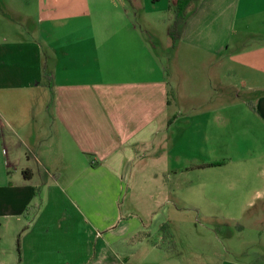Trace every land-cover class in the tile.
<instances>
[{
    "label": "crops",
    "instance_id": "1",
    "mask_svg": "<svg viewBox=\"0 0 264 264\" xmlns=\"http://www.w3.org/2000/svg\"><path fill=\"white\" fill-rule=\"evenodd\" d=\"M0 2L10 14H23L20 4L35 9L44 27L41 41L0 28V264H197V248L166 246L173 240L162 235L165 223L148 222L145 206L130 200L119 221L120 199L149 172L162 179L159 196L199 213H231L240 209L220 198H241L250 181L264 179V0L200 1L181 30L191 59L177 62L174 103L166 69L152 68L142 33L120 29L119 15L93 12L90 0ZM130 2L154 8L161 0ZM73 24L78 31L65 34L72 39L49 43V28ZM230 127L246 143L238 161L224 147L226 131L215 135ZM172 132L173 154L165 147ZM193 137L206 146L201 158ZM252 137L263 145L255 159ZM156 141L159 168L151 173L145 153ZM237 163L247 176L229 167Z\"/></svg>",
    "mask_w": 264,
    "mask_h": 264
},
{
    "label": "rangeland",
    "instance_id": "2",
    "mask_svg": "<svg viewBox=\"0 0 264 264\" xmlns=\"http://www.w3.org/2000/svg\"><path fill=\"white\" fill-rule=\"evenodd\" d=\"M140 2H143V0H140ZM171 4L172 0H161V2L155 5L156 7L154 8L150 2L146 5L144 4V7L141 8L139 5H132L130 0H101L94 2L93 0H90L93 12H99L101 14H117L119 15L118 27L120 29H125L127 26L131 28L133 26L142 33V39L150 48L149 55L152 68L157 69L164 67L166 69L168 83L172 87V90H170V98L172 103H174L176 81L177 78H179V76L176 77L175 74V69L178 67L177 62L181 60H190L191 51L184 46V43H182L180 30L176 31L175 36H171L175 22V16L170 12ZM25 7L28 8L25 9ZM18 8H23L25 12L23 14H10L7 12V4L0 2V28L7 31H13L15 34H12L16 39H36L41 41L42 35L40 34V30L44 29V27L38 25L35 9L33 10L29 6H23L21 4ZM77 29H79L77 24L65 28H56L53 29L54 31L49 28V31L53 34L51 35V38H49V43L54 47L62 46L65 41L72 39V36L66 37L65 34L74 30L78 31ZM234 39H236V36H234ZM255 40L257 39L250 37L245 41L248 45L252 46L255 44ZM43 44L46 48V44ZM199 55L206 56L205 54ZM206 59L210 60V57H207ZM217 59L218 58L216 57L214 60ZM189 82L190 79L187 84H189ZM238 86L240 87V84H238ZM214 87L215 86H213V90L210 88V91L214 94V101L212 98L211 104L218 106L220 105V102L217 100V90H214ZM225 95H227L226 100L229 98V95H232V99H234L236 91L235 89H232L230 94L225 93ZM240 96L243 97L244 94L242 93ZM172 110H174V106H172ZM231 122L234 124L235 120L232 118ZM213 126L217 125L212 124V127ZM223 131H226V133H222ZM221 133L229 135L225 139L227 140V142H225L227 144H225L224 147L229 149L230 154L234 156L232 157V161H238L237 158L240 157L238 156V153L241 155L243 152L242 147L246 145L244 139L240 137L238 131L231 130V127L226 130L221 129L220 132L216 129V139L220 138ZM170 136H173V132L167 134L165 147L167 151L170 150L173 154L174 148L173 142L171 143L169 140ZM188 139L191 140V136L183 137V141H187ZM193 140L197 148L196 152H199L200 154L203 149H206V146L202 144V139L200 137L198 139L193 137ZM248 142L251 147L249 151L252 153V159H255L259 155V150H263V145L258 139H254L253 137L250 138V141ZM188 147L189 146L184 142L182 149H184L185 156L189 155V150H187ZM147 148L149 149L146 150L148 152L145 153V162L148 164L145 167L151 170L152 173L159 168V143L156 141ZM176 151L180 152V147H178ZM193 155H195L194 146ZM199 156L201 158L202 155L200 154ZM244 161L240 162L243 163ZM241 163L229 167L233 168L235 173L243 175L244 177L248 174L245 165ZM138 167L139 165L137 164L132 165V169L134 170ZM226 173L227 171L222 172V174ZM145 174L147 175L132 179L128 182L129 193L128 195L125 193L122 200L120 199L119 221L125 216L126 210H128L127 204L131 200L136 207L141 205L142 207L145 206L144 215L148 218V222L156 224L163 221V223H165V229L161 230L162 235L164 237H170L173 240H170L171 244H167V247H176V245H174L175 242L177 246L182 244L187 248H197L199 254L197 264H206V262L209 264H264V179L250 181L248 193H245L241 198H220L221 200L225 199L227 201L235 202L232 203V205L240 209L237 212H216L205 214L189 210L180 198L159 196V191L165 189L164 186H162V179L160 180L158 174H155V176H149V172H146ZM196 183H198V187L205 184L204 180H198ZM169 184L166 189L172 190L173 186H170ZM191 185V183L185 181L184 185L181 186L183 188L182 190H190ZM257 193H260L261 195L257 196ZM168 199L179 203L183 210L179 213L174 212L172 205L166 203ZM147 201L149 205L144 204ZM222 206L227 207L228 205ZM148 208L149 210L151 209L150 212H148ZM159 237L160 235L157 232L154 233L153 241L159 243ZM154 262H127V260H120L119 264H158L156 263L157 261ZM89 263L90 262L88 261L87 264ZM183 264H185V262H183Z\"/></svg>",
    "mask_w": 264,
    "mask_h": 264
},
{
    "label": "trees",
    "instance_id": "3",
    "mask_svg": "<svg viewBox=\"0 0 264 264\" xmlns=\"http://www.w3.org/2000/svg\"><path fill=\"white\" fill-rule=\"evenodd\" d=\"M200 1L201 0H175L170 8L175 16V22L171 32L172 37L175 36L177 30L181 32L190 16L195 12ZM162 229H165V226Z\"/></svg>",
    "mask_w": 264,
    "mask_h": 264
}]
</instances>
